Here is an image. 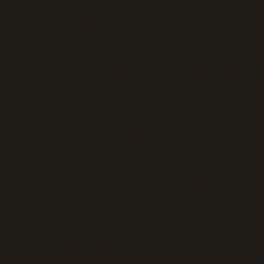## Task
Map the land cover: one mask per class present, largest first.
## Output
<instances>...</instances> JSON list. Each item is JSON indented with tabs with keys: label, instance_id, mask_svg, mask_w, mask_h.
Masks as SVG:
<instances>
[{
	"label": "water",
	"instance_id": "water-1",
	"mask_svg": "<svg viewBox=\"0 0 264 264\" xmlns=\"http://www.w3.org/2000/svg\"><path fill=\"white\" fill-rule=\"evenodd\" d=\"M0 264H264V0H0Z\"/></svg>",
	"mask_w": 264,
	"mask_h": 264
}]
</instances>
